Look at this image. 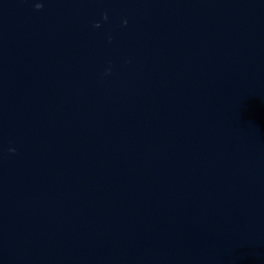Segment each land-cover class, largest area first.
Masks as SVG:
<instances>
[{"label":"water","instance_id":"water-1","mask_svg":"<svg viewBox=\"0 0 264 264\" xmlns=\"http://www.w3.org/2000/svg\"><path fill=\"white\" fill-rule=\"evenodd\" d=\"M0 264H264V0H0Z\"/></svg>","mask_w":264,"mask_h":264},{"label":"clouds","instance_id":"clouds-1","mask_svg":"<svg viewBox=\"0 0 264 264\" xmlns=\"http://www.w3.org/2000/svg\"><path fill=\"white\" fill-rule=\"evenodd\" d=\"M40 7V5H37V8H39Z\"/></svg>","mask_w":264,"mask_h":264}]
</instances>
